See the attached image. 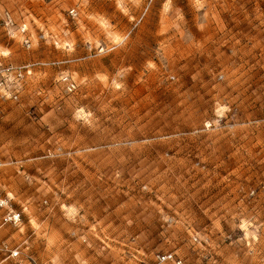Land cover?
I'll list each match as a JSON object with an SVG mask.
<instances>
[{
	"label": "rangeland",
	"instance_id": "374dc122",
	"mask_svg": "<svg viewBox=\"0 0 264 264\" xmlns=\"http://www.w3.org/2000/svg\"><path fill=\"white\" fill-rule=\"evenodd\" d=\"M8 66L26 75L0 92V196L22 223L0 210V246L264 264V0H0Z\"/></svg>",
	"mask_w": 264,
	"mask_h": 264
},
{
	"label": "built area",
	"instance_id": "2783aa9c",
	"mask_svg": "<svg viewBox=\"0 0 264 264\" xmlns=\"http://www.w3.org/2000/svg\"><path fill=\"white\" fill-rule=\"evenodd\" d=\"M4 27L11 30L14 33L13 28L15 23L13 17L9 12L4 13ZM22 34L27 32V27L24 25L20 27L19 30ZM25 46L30 49L32 47L30 39H25ZM28 68V67H25ZM30 68V67H29ZM31 70H28V72ZM26 71L24 67L8 66L0 72V92L2 97H12L17 101L18 93L20 91V82L24 79ZM62 83L65 85L68 92L72 93L76 90L75 81L69 76H63L61 78ZM2 164V159L0 157V166ZM0 210L5 211L4 213V223L12 226H19L22 223V213L13 209L10 204V199L8 197L0 196ZM0 251L8 254V259L19 261V263L27 262L29 264H37L32 256H23L19 247H10L8 244L3 243L0 246ZM157 264H184L182 259H179L174 254H164L158 257Z\"/></svg>",
	"mask_w": 264,
	"mask_h": 264
}]
</instances>
